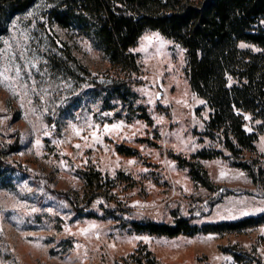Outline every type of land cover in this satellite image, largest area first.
Masks as SVG:
<instances>
[{"label": "rangeland", "instance_id": "obj_1", "mask_svg": "<svg viewBox=\"0 0 264 264\" xmlns=\"http://www.w3.org/2000/svg\"><path fill=\"white\" fill-rule=\"evenodd\" d=\"M57 1L37 0L1 37L0 148L18 149L9 159L21 171L0 180V264H151L148 254L155 264H236L230 248L264 264V224L174 237L130 227L145 219L170 223L175 215L199 226L256 216L264 213V183L232 165L220 139L205 135L211 109L191 89L184 47L146 30L131 48L138 71H126L86 35L52 20ZM123 82L128 99L109 95L108 85ZM236 82L229 77V85ZM242 113L257 139L237 160L255 159L264 169L262 120ZM105 124L119 127L105 131ZM200 151L226 156L197 158L215 191L175 157L191 160ZM90 170L101 173L97 190L106 196L77 212L65 193L90 196L82 174Z\"/></svg>", "mask_w": 264, "mask_h": 264}, {"label": "trees", "instance_id": "obj_2", "mask_svg": "<svg viewBox=\"0 0 264 264\" xmlns=\"http://www.w3.org/2000/svg\"><path fill=\"white\" fill-rule=\"evenodd\" d=\"M36 1L0 0V46L11 20ZM50 16L60 26L86 35L114 66L129 72H137L140 66L131 48L144 31L157 30L179 43L186 50V75L191 89L211 109L205 135L220 139L231 153L227 158L232 165L246 170L254 183H264V169L257 160H237L243 150L254 149L257 139L256 133L244 128L242 112H251L261 119L260 129L264 131V0H58ZM240 42L254 44L258 50L242 49ZM229 77L237 82L229 85ZM107 88L109 95L120 94L124 100L128 99L126 82ZM17 150L13 146L0 148V180L21 171L9 159ZM119 151L137 154V150L127 146H120ZM219 155L226 157L222 151H200L191 160L175 157L189 167L195 181L215 191L219 187L197 158ZM82 174L93 193L82 200L70 191L65 193V199L77 212H84L96 196H106L97 190L103 184L100 172L90 170ZM86 212L87 216L94 215L92 211ZM107 212L114 214L111 209ZM261 224L264 213L205 226L183 215H175L170 223L145 219L129 225L136 232L174 237L240 231ZM229 251L236 264H262L254 253L237 248ZM147 258L155 264L154 257L148 254Z\"/></svg>", "mask_w": 264, "mask_h": 264}, {"label": "snow or ice", "instance_id": "obj_3", "mask_svg": "<svg viewBox=\"0 0 264 264\" xmlns=\"http://www.w3.org/2000/svg\"><path fill=\"white\" fill-rule=\"evenodd\" d=\"M17 72L19 73V69H17ZM6 86H7V85H6ZM200 103H203V101H200ZM120 123L122 124L123 122L121 121ZM73 127L75 128V126H73ZM97 127H99V126H97ZM118 127H119V125H117V124H114V125H108V124H105V125H104V130H105V131H108L109 129H115V128H118ZM75 131H76V134H77V135L80 134V129L76 128ZM92 136H93L94 139H99V137L97 136V134H96L95 131L92 133ZM84 139H87V137H84ZM76 147L79 148L80 145L77 144ZM129 163H132V161H129ZM221 175H223V173H221ZM113 246H114V245H113Z\"/></svg>", "mask_w": 264, "mask_h": 264}]
</instances>
